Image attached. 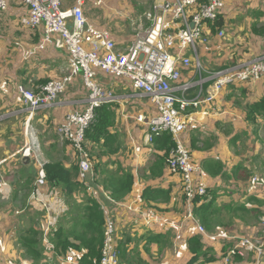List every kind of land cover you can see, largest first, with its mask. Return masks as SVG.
I'll return each mask as SVG.
<instances>
[{
    "label": "crops",
    "instance_id": "0c3cea01",
    "mask_svg": "<svg viewBox=\"0 0 264 264\" xmlns=\"http://www.w3.org/2000/svg\"><path fill=\"white\" fill-rule=\"evenodd\" d=\"M163 1L152 0L147 9L136 0H101L100 3L85 0L83 11L88 23L99 30H108L116 49L124 51L135 38L137 21ZM6 2V8L0 13V83L8 89L5 95L0 94V182L5 183L1 184L0 192V264H31L23 259L21 250L16 248L12 233L21 230L35 211L42 212L44 225L48 213L60 214L64 211L66 197L60 186H51L47 180L44 184H36L35 161L19 154L23 143V120L27 112L21 103L18 85L39 90L43 83L67 72L68 54L54 44L39 47L42 26L29 29L20 23L28 12V6L21 0ZM224 2L220 17L223 19L221 29L225 31V36L220 38L216 33H210L208 43L199 46V55L206 68V72L200 76L201 82L199 75L192 70L182 71L180 82L193 84L186 92L189 98L200 88L203 95L208 92L213 82V72L228 70L264 54V34L254 29L264 26V0ZM72 4L73 0L65 2L66 6ZM52 38H56V35ZM94 79L101 88L116 96L109 104L117 105L111 131L117 134L119 143L118 152L101 156L100 159L95 147L96 153L92 155L95 164L101 160L108 162L110 168L120 167L132 174L134 183L123 199L115 200L108 190L95 181L94 169L86 184L78 178L77 171L75 179L84 184L86 191L74 193V197L78 199L87 194L96 199L101 209L102 206L105 208L104 216H109L114 222L113 242L118 252L116 264H125L121 259L118 262L120 248L134 245L138 248L139 257L147 264H185L191 257L187 239L193 235L201 236L204 245L213 249L220 264L222 254L235 242L236 237L259 235V226L264 224V205L260 207L259 226L258 220L244 224L237 219L229 232H209L205 229L206 234L200 233L196 221L202 224L193 213L196 196L187 198L179 176L169 170L167 161L162 158V150L146 140L148 125L136 119L139 114L146 119L155 116V105L149 97L137 94L126 77H116L96 69ZM263 95L264 77L253 82H235L223 86L210 105L203 107L202 104L198 109L190 107L188 110L191 112L185 130L180 133V140L201 168L193 175L194 184L203 183L206 190L215 191L217 204L240 203L248 195L264 199V185L248 190L249 181L240 180V169H235L242 162L247 167L254 163V170H260L257 167L264 157V143L257 132L264 120L258 118L257 124L252 126L245 119L243 106ZM86 97L87 90L81 76L77 75L57 97L56 103L34 113L33 125L38 131L47 161L58 160L65 167L77 165L78 170L77 154L68 142L60 139L56 128L69 111L84 108ZM234 136L238 137L236 142L232 141ZM244 138H247L245 148ZM205 159L221 161L224 175H209L202 166ZM233 169L236 173L230 176ZM253 173H256L255 176L260 174L258 171ZM146 187L168 189L170 199H144ZM247 206L251 208L256 204L247 203ZM9 210H15L18 215L16 223L12 222L14 216ZM152 234H157L156 239L149 241ZM129 250L127 258L131 264H135V255ZM12 258L17 261H12ZM232 264H264V253L258 257L255 252L249 251L244 256H236Z\"/></svg>",
    "mask_w": 264,
    "mask_h": 264
},
{
    "label": "built area",
    "instance_id": "2783aa9c",
    "mask_svg": "<svg viewBox=\"0 0 264 264\" xmlns=\"http://www.w3.org/2000/svg\"><path fill=\"white\" fill-rule=\"evenodd\" d=\"M28 6V12L21 19L22 26L33 29L42 26L39 47L54 44L66 50L67 72L43 83L39 90L18 85L21 103L26 110L23 120V143L19 154L23 158H33L37 166L36 184H44L47 163L43 155L38 131L33 125L34 113L43 107L56 103L74 76L80 75L87 90L82 110H72L65 115L64 121L56 128L60 139L67 141L78 157V178L87 183L92 174V161L85 149V131L94 119V111L104 103L113 102L116 96L101 88L95 81V70L100 69L116 77H126L137 94L150 98L157 114L146 119L142 114L136 116L139 122L148 125L147 141L163 132H168L174 141L169 151L168 168L179 176L182 190L188 199L203 197L206 187L203 183L194 184L193 175L201 171L193 160L188 148L181 140L180 133L185 130L192 109L210 105L216 94L227 84L257 81L264 77V54L255 56L233 66L228 70L213 72V82L203 95L201 88L189 98L187 90L193 84L180 82L182 71L190 69L200 76L206 68L199 55V46L207 44L210 36L208 22L216 20L224 9V0H164L145 12L137 21L134 40L124 51L116 49L108 30H99L85 18V0H21ZM101 0H97L100 3ZM6 0H0V13L6 8ZM193 22L194 26L190 27ZM56 38H52L53 35ZM220 38L225 31L216 33ZM198 81V82H199ZM199 82V83H200ZM8 89L0 83V94ZM252 184L257 182L253 176ZM0 182V192L2 185ZM43 204V203H42ZM45 206V204H43ZM102 210L105 208L102 206ZM48 213L43 225V236L50 246L47 234L52 223ZM197 230L206 234L205 228L196 221ZM114 222L105 215V238L102 248L101 264H116L118 252L114 247ZM253 251L260 257L264 253V235L239 236L222 254L220 264H232L236 256H244ZM62 264H79L73 253L62 259Z\"/></svg>",
    "mask_w": 264,
    "mask_h": 264
},
{
    "label": "trees",
    "instance_id": "16d2710c",
    "mask_svg": "<svg viewBox=\"0 0 264 264\" xmlns=\"http://www.w3.org/2000/svg\"><path fill=\"white\" fill-rule=\"evenodd\" d=\"M221 14L216 20L207 23L210 33H217L223 27ZM254 29L256 32L264 34V26ZM116 107L115 104L104 103L95 109L94 119L85 131L87 143L85 149L93 163L92 170L95 171V181L108 190L113 199L121 200L131 191L134 183L132 174L120 167L110 168L108 162L101 160L95 164L92 156L96 153L95 147H97L99 159L101 156L118 152V137L115 132L111 131L115 123ZM243 109L246 121L252 126L257 124L258 118L264 120V95L255 101L247 102ZM237 138L234 136L232 141L236 142ZM152 143L154 147L162 150V158L168 162L169 151L174 146L171 135L168 132L158 134L153 138ZM202 166L209 175H224V166L219 160L205 159ZM254 168V163H251L250 167L244 166L242 162L235 166L236 171L240 169V180L242 181L244 179L246 182L250 181V178L255 176H252L253 171L260 173L259 181L249 185L248 190H253L257 185H264V157L257 167L260 170H254ZM44 170L47 183L51 186H60L64 192L66 208L60 214H52V223L47 234L50 246L46 244L43 236V218L41 216L39 219L36 218L35 225L27 221L20 228L21 230L12 233L16 248L21 250L23 259L30 261L31 264H62L63 257L68 253H73L79 264H101L100 259L105 238V216L96 199L87 194L81 196V199L74 197V193L86 191L84 184L75 179L77 165L65 167L58 160H48L44 165ZM235 173L233 169L230 176L235 175ZM215 194V191L206 190L203 197L196 196L194 198V216L207 231L229 232L235 220L240 219V222L246 224L247 218L251 215L259 221L262 213L260 207L264 205V199L248 195L240 203L217 204ZM143 196L144 199L153 201H168L170 199L168 189H152L151 187L144 189ZM199 201L201 202L197 203ZM247 203H253L256 206L249 208ZM14 211L9 210V213L14 216L12 222L16 223L18 215ZM9 233L10 231H8ZM155 235L157 234H152L149 241L155 240ZM187 244L191 257L185 264H219L215 252L212 248L204 245L200 235L189 237ZM128 249L135 255V264H147L139 257L138 248L135 245L130 248L122 246L118 262H121V259L125 264H131L127 258Z\"/></svg>",
    "mask_w": 264,
    "mask_h": 264
},
{
    "label": "rangeland",
    "instance_id": "374dc122",
    "mask_svg": "<svg viewBox=\"0 0 264 264\" xmlns=\"http://www.w3.org/2000/svg\"><path fill=\"white\" fill-rule=\"evenodd\" d=\"M136 1H139V2H142L145 6H147V9H148V7H149V5L151 4V2H152V0H136ZM262 124V126H260L259 125V128H260V131L259 132H257V135H258V137L261 139V141H262V143H264V123H261ZM245 139V141L243 142V147L245 148L247 145L245 144V142L247 141V138H244ZM253 142V140H251L250 141V143H252ZM242 146V145H241ZM256 173H253L252 174V176L253 175H255ZM250 176V175H249ZM248 176V177H249ZM257 182L259 181L258 179H259V175H258V173H257ZM247 177V178H248ZM246 178V179H247ZM252 178V177H251ZM251 178H250V181H249V184H248V186L249 185H251L252 184V182H251ZM244 182H246V180L244 179ZM41 214H42V212L41 211H35V212H33V213H31V215H30V218H29V220H28V223H31V224H34L35 225V220H37V219H39L40 217H41ZM20 216H23V215H20ZM37 218V219H36ZM257 221V219L255 218V217H253V215H251V216H249L248 218H247V222H248V224H252V223H255ZM261 224V222L260 221H258V226ZM259 236H261V233H264V224H261L260 226H259ZM14 253H15V251H14ZM13 253V254H14ZM12 261H17V260H15L14 258H12ZM14 264H24V263H22V262H16V263H14Z\"/></svg>",
    "mask_w": 264,
    "mask_h": 264
},
{
    "label": "water",
    "instance_id": "95a60500",
    "mask_svg": "<svg viewBox=\"0 0 264 264\" xmlns=\"http://www.w3.org/2000/svg\"><path fill=\"white\" fill-rule=\"evenodd\" d=\"M193 26H194V23H193V22H191V23H190V27H193Z\"/></svg>",
    "mask_w": 264,
    "mask_h": 264
}]
</instances>
